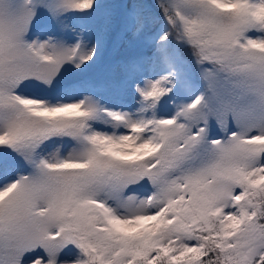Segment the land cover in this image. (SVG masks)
<instances>
[{
    "label": "snow or ice",
    "instance_id": "snow-or-ice-1",
    "mask_svg": "<svg viewBox=\"0 0 264 264\" xmlns=\"http://www.w3.org/2000/svg\"><path fill=\"white\" fill-rule=\"evenodd\" d=\"M0 264H264V0H0Z\"/></svg>",
    "mask_w": 264,
    "mask_h": 264
},
{
    "label": "rangeland",
    "instance_id": "rangeland-1",
    "mask_svg": "<svg viewBox=\"0 0 264 264\" xmlns=\"http://www.w3.org/2000/svg\"><path fill=\"white\" fill-rule=\"evenodd\" d=\"M29 91L32 92V93L35 94V95H43V94H44V93L42 92V90L39 89V88H33V89H30Z\"/></svg>",
    "mask_w": 264,
    "mask_h": 264
}]
</instances>
